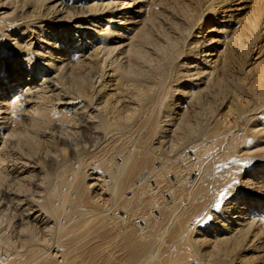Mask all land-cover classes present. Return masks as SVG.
<instances>
[{
	"label": "bare ground",
	"instance_id": "obj_1",
	"mask_svg": "<svg viewBox=\"0 0 264 264\" xmlns=\"http://www.w3.org/2000/svg\"><path fill=\"white\" fill-rule=\"evenodd\" d=\"M162 1L0 0V193L6 195L4 193L8 192L7 189L4 191V187H9L4 182L5 176H8L10 181L20 183L27 178L24 176L27 170L28 180L36 177V187H43L48 180L45 179L44 182L43 170L39 164L42 160L49 159V162L56 166V172L50 176L51 179H56L55 184L51 183L50 187L48 182L50 188L46 187V191L49 194L45 196L46 192L44 193L46 206L50 205V211L43 207L44 201L40 200L43 196L38 198L35 195H22L24 198L19 199L15 195L11 198L9 194L7 203L18 212L15 215L18 226L30 224L32 221L38 225V222H42L43 210L50 218L57 219L58 214L59 218L65 217L66 221L70 222L71 216L66 213L71 214L72 211L73 214L77 213L78 202L81 203L83 198L88 200L85 194L89 188L112 185V197L116 205L123 200L122 190H127L125 194H131V197L124 196L128 201L134 196L141 200L145 193L149 199L144 200L140 208L143 209L145 203L148 208L151 207L153 215L150 217L153 219L162 218L167 209L166 214L170 215L174 223L176 222L169 232L162 251L150 252V248L155 247L150 241L139 242L137 237L132 235L123 237L130 260H136L145 253V261L141 264H200L201 261L202 264H264V214L255 215L251 208H264V185L261 187L252 185L250 179H242L243 182L239 181L240 184L249 187L247 193L243 194L235 184L234 176L228 178L224 170L218 168L215 172L214 167H210L205 174V179L209 181L208 186L200 190L201 203L199 204L198 192L193 193L192 198H195L191 203V211L178 215V209L170 205L174 203L177 196L175 186L179 184L177 181H167L166 178L161 179L160 182L157 176L153 177L154 173L162 177L165 173L164 166L151 168L148 167L147 161L141 164L136 162L129 164V159L124 155L132 150L123 152V148L134 147L137 139L141 137L140 133L147 129L148 134L153 135L155 149L162 147L166 140H172L174 137L179 138L181 142H190L193 139L192 143L204 141V138H200L204 134L202 130L194 129L195 134L189 131L190 124L186 123L189 114L181 110L184 106L177 101V98L182 99L183 93L180 88L168 84L169 73L166 71V66L159 63L156 68L151 69L149 65L154 54L151 46L158 42V39H154L152 35L156 31L154 27L156 13H153V10ZM220 3L224 5L225 0H221ZM247 3H249L247 0L240 1L241 5L238 4L239 7L235 11H245L248 8ZM145 5H149L147 7L149 9L144 21L135 19V14L142 12ZM125 7L128 11L122 13L121 10ZM135 7L137 10L134 9ZM228 11L230 7L222 12ZM255 12L257 11L250 13ZM54 16V19H49ZM57 16L60 17L56 19ZM79 17H83L84 24L78 25L74 21ZM67 22L71 25V30L63 28V31H59L54 25ZM239 22L240 20H235L234 17L229 24L232 27ZM223 23L227 22L223 20ZM228 32L231 30L223 31L221 35H224V39L220 43L229 39L225 36ZM155 34L161 38L158 33ZM196 41L197 47H192L190 44L188 46L187 41L185 44V48L190 49V59L195 65L191 67V63L188 62L181 67L180 72L176 68L177 83L185 81L193 85L192 96H199L203 92L204 83L199 77L205 74V82L212 77V69L208 68L210 64L206 63V59L214 52V48L207 44V39ZM202 44L206 45L202 47ZM206 47L208 48L205 52L203 49ZM179 51V48L173 49L169 56L179 55ZM143 68H148L150 72L145 85L138 82L139 78L133 80L122 73L135 74ZM147 92V97L142 102L140 96ZM169 96L172 97L171 104H165ZM192 96L189 97L187 104L193 105ZM46 121L47 128L45 126L43 128ZM40 128H43L42 131ZM23 130L24 132L21 133ZM80 133L87 135L90 146L93 142L102 145L100 152L108 153L113 158L116 174L113 170L106 172L100 164L98 167L96 165L92 167L91 164L94 162L82 164L84 165L82 176L85 178L86 173L87 179L92 182L85 186L80 195L81 200L75 199L77 182L75 176L70 174L72 181H68L69 187L66 185L68 193L65 191L68 198L61 197L60 201L62 205L76 201L70 205L68 203L69 206L66 203L69 212L61 209L66 211V213L62 212L65 215L63 217L57 208L60 206L56 207L59 213L54 205L48 202L52 198L51 195L55 196L54 193L58 190L57 185L62 176L59 168L63 165L60 164L61 161L56 153L46 154L40 151V146L47 145L51 139L61 140L64 137L69 141L72 158L76 160L78 149L71 139ZM22 141L23 144L25 141L36 146H28L18 158L16 155H9L16 153L15 149ZM92 152L93 150H90L86 153ZM136 154L142 155V153ZM250 155L247 154L249 158H254ZM143 170H156L154 173L150 172L153 179L142 176L135 181L134 179ZM134 181L133 191H129ZM65 184L62 186L65 187ZM233 184L235 185L232 186ZM185 191L186 189L183 188L180 199L186 196ZM60 192L62 193L61 190ZM65 192L61 195H65ZM244 196L247 199L244 208L239 207V212L225 214L227 207L236 198H244ZM69 198L72 200L70 201ZM134 201L137 203V200ZM251 202L252 205H247ZM110 213H113L112 219L116 218L127 223L124 221L127 220L125 212H120L122 216H117L118 213L114 215L113 210ZM107 215L109 216V213ZM211 216L215 217L214 221ZM74 217L75 214L72 218ZM105 218L107 220V217ZM72 221L74 222L73 219ZM142 221L140 222L142 226L137 225L140 230L146 228V220ZM55 224L57 223L46 226L43 224L42 230L51 231L55 229ZM122 226L128 228L130 225L127 223ZM200 228L203 229L201 232ZM30 229L32 227L28 228ZM53 235L50 234L52 239L55 237ZM259 240L261 241L257 242ZM36 241L27 239L22 245L30 247V250L34 248L38 252L42 243L34 244ZM7 242L10 244L9 241ZM7 242L5 243L8 244ZM256 242L260 252L257 261L252 262L246 257L245 251ZM142 243L145 247L139 248L138 244ZM45 245L43 244L42 247ZM4 250L3 256L6 257L1 258L0 261L10 264L18 255H11L8 249ZM43 250L40 252H46V250L42 252ZM41 253L38 252L40 255ZM104 264H110L109 260Z\"/></svg>",
	"mask_w": 264,
	"mask_h": 264
},
{
	"label": "rangeland",
	"instance_id": "obj_2",
	"mask_svg": "<svg viewBox=\"0 0 264 264\" xmlns=\"http://www.w3.org/2000/svg\"><path fill=\"white\" fill-rule=\"evenodd\" d=\"M220 1L163 0L153 10V13H156L155 33H158L161 38H158L155 33L152 34L154 39H158V42L151 46L154 54L152 55V61L149 62L150 68H156L159 63H163L166 66V71L169 73L168 84L174 85L175 88H180L181 93H183L182 99L177 98V101L184 106L181 110L189 114V119L186 122L190 124L188 126L189 131L195 134L194 129L202 130L204 134L200 138H204V141L192 143L193 139L190 142H181L179 138L174 137L172 140H166L161 145L162 147L155 149L153 135L151 133L148 134V129L146 128V131L143 130L144 132L140 133L139 136L141 137L137 139L134 147L123 148V152L132 150L129 153H124L129 159V164L134 162L141 164L147 161L149 163L148 167L151 168L164 166L165 173L162 177L154 173L156 170H143L134 179L135 181L142 176H149L151 179L157 176L156 178L160 182L163 178H166L167 181H177L179 184V186H175L177 196L174 203L170 206L178 209V215L191 211V203L195 198H192L193 193L198 192L199 204L201 203L200 190L208 186L209 181L205 179V174L210 167H214L215 172L218 168L224 170L228 178L234 176L235 184L243 194L247 193L249 187L246 184H240L239 181L242 179H250L252 185H260V187L264 185V0H247L249 1L247 3L248 8L240 12L235 11V9H238V4L242 0H225L224 5H221ZM148 6L145 5L142 12L136 13L135 19L144 21L145 14L149 9L147 8ZM228 7H230V11L223 13L222 11ZM134 9L137 10V7ZM255 10L257 12L250 13ZM127 11L126 7L121 10L122 13H127ZM129 15L132 14L129 13ZM231 16L232 18H229ZM233 16L235 20L238 19L240 22L231 27L229 23L234 18ZM59 17L57 16L56 19ZM54 18L55 16L49 17V19ZM223 20L227 23H223ZM74 21L78 25L85 23L83 17H79ZM147 23H149L148 20ZM54 25L59 31H63V28L71 30V25L68 22ZM225 29L231 30V32L225 34L229 39L220 43L224 39V35L222 36L221 34ZM206 39L209 47L214 48V52L208 56L209 61L206 59V63L210 64L208 68L212 69V77L207 82L204 81L206 78L205 74L199 77V80L204 83L202 85L203 92L199 96H192L193 85L185 81L177 83L176 68L180 72L182 70L181 67L188 62L191 63V67L195 65L190 59V49L185 48L186 41L188 46L190 44L192 47H197L196 40L203 41ZM204 45L206 44L201 46L203 47ZM177 48L180 49V54L169 56L171 50H177ZM207 48H204L203 51L206 52ZM147 71L148 68H143L139 69L135 74L122 73L130 76L133 80L139 78L138 82L141 85H145L146 78L150 76V72ZM147 94L148 92L141 94L140 99L142 102L145 101ZM191 96L193 105L187 104ZM171 100V96L167 97L165 104H171ZM47 124L48 122L46 121L43 128L44 126L47 128ZM42 129L40 128L41 131ZM23 132L24 130L21 133ZM63 132L65 131L63 130ZM71 141L74 142L75 148L78 149L76 160L72 158L69 141L65 140L64 137L61 140L51 139L47 145L41 144L40 146V151L46 154L56 153L61 161L60 164L63 165L62 168H59L62 171V176L57 185L58 190L55 193L53 192L55 196L51 195L52 198L48 201L49 204L54 205V208L57 205L60 206L57 207L60 211L61 209L67 211L68 206L76 201L66 202L67 205L69 203L68 206H66V203L62 205L60 201L61 197L66 196L65 198H68L66 185L69 187V182L72 181L70 174L75 176L77 182L75 185L77 198L75 199L81 200L80 195H82L85 186L91 184L92 181L87 179L86 173L85 178L82 176L84 163L94 162L91 164L92 167H95V165L98 167L100 164L106 172L113 170L116 174L113 158L107 152V154L100 152L102 145L93 142L90 146L85 133L77 134ZM28 146L35 147L36 145L33 146L25 141L23 144L22 141L15 149L16 153L9 155H16L18 158L19 155H22L21 152H25L24 149H28ZM90 150H93L91 154L86 153ZM136 153H142V155L138 156ZM248 153L257 160L249 158L247 156ZM260 160L263 162L261 163ZM119 162L122 163V161ZM39 165L43 170L44 175L42 177L44 182L48 180L51 187L53 183L55 184L56 179H51L50 176L56 172V166L51 164L49 159L42 160ZM230 171L233 173L231 174ZM150 172H153L155 176ZM24 176H27V178L20 181V183L10 181L8 176H5L4 182L9 187H4V191L7 189L8 192L4 193L3 191L6 195L0 193V236L2 235L0 237L2 239V241L0 240V259L6 257L3 256V253L4 249H8L11 255H18L10 264H104L106 260H109L110 264H141L145 261L146 254L140 255L136 260H130L123 237L132 235L137 237L139 242H143V240L145 242L150 241L155 246L150 248V252L155 250L162 251L166 245L169 232L176 223L170 218V215L166 214L167 209L162 218L153 219L150 217L153 215L151 207L148 208L145 203L143 209L140 208L142 202L149 199L145 193H143L141 200L134 196L132 200L128 201L125 200L126 198L124 199V196L131 197V194H125L127 190H122L124 192L123 200L116 205L112 197L111 185V187L89 188L85 194V197L88 196V200L83 198L80 201L81 203L77 201L79 206L76 203L77 205L75 206H78V208L77 213H74V218H72L74 216L72 210L71 214L61 211L63 217L65 216L64 212L69 217L71 216L69 218L70 222L66 221L65 217L64 219L59 218L60 215L58 216V214L57 219H55L56 217L50 218L43 210L41 213L42 222H38V225L37 223L34 224L35 221H32L30 224L18 226L15 217L18 212L7 203V196L9 194L11 198L18 196L19 199H23V196L26 195H35L38 198L43 196V199L41 198L40 200L45 202V196L49 194L46 190L50 188L47 181L43 185V187L47 185L44 188L42 186L36 187L37 178L34 177L28 180V170ZM79 181L80 189L78 190ZM135 181L129 191L134 187ZM64 184L65 187L62 186ZM143 187L141 186V188ZM183 188L186 189V196L180 199V193ZM60 190L62 193L65 191L67 193L65 192V195H61ZM229 194L231 195V193ZM56 197L57 199H55ZM69 200L71 201L72 199L69 198ZM134 200H137V203ZM245 201H247L245 196L244 198H236L227 207L225 214L239 212V207H245ZM44 202L43 207L50 211V205L46 206L47 202L45 204ZM247 205H252V202ZM62 206L66 209H63ZM130 206L132 207L128 208ZM251 208L255 215L264 214V208L261 209L262 207ZM110 209L114 211V215L118 213L117 216H122L123 214L120 212H125L127 220L124 221H127L130 226L125 228L122 224L127 225V223L121 222L116 218L112 219L111 215L113 213H110L112 212ZM184 209L186 210L183 211ZM107 213H109V216ZM104 215H106L107 220ZM211 217H213L214 221L215 217ZM52 220L55 222H52ZM142 220H146V228L144 230L137 228V225L142 226L140 223L143 222ZM64 221L67 223L65 222V224ZM136 222H139V224H135ZM54 223L58 224L54 226L57 230L52 229L48 232L42 230L43 224L46 226ZM62 224H65V226ZM31 227L32 229L28 230ZM201 230L203 229L200 228V232ZM52 233L55 235L56 241L51 238L50 234L52 235ZM2 237L6 240L4 241ZM27 239L28 241L30 239L37 240L34 244L40 243L41 245L42 243L38 252L41 253L40 250L44 249L42 252L46 250L47 253L44 252L40 255L36 249L30 250V247L23 246L22 243ZM54 242L56 243L54 244ZM257 242L253 243L248 251H245L246 257H249L252 262L257 261V256L260 252ZM11 244L14 245L12 246ZM43 244H46L45 246L48 250L45 246V248L42 247ZM10 245L11 247H9ZM144 245V243L138 244V247L143 248L145 247ZM48 256L53 259L47 258ZM44 259H49V262ZM0 264L6 263L0 261ZM200 264H202V261Z\"/></svg>",
	"mask_w": 264,
	"mask_h": 264
},
{
	"label": "built area",
	"instance_id": "obj_3",
	"mask_svg": "<svg viewBox=\"0 0 264 264\" xmlns=\"http://www.w3.org/2000/svg\"><path fill=\"white\" fill-rule=\"evenodd\" d=\"M3 255H5V253Z\"/></svg>",
	"mask_w": 264,
	"mask_h": 264
}]
</instances>
